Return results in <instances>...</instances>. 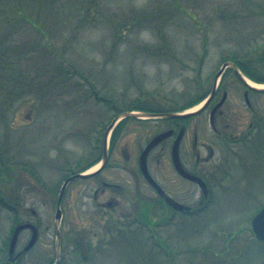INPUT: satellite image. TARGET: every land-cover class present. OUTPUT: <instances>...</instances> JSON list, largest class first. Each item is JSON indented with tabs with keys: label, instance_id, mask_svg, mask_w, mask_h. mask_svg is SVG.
I'll use <instances>...</instances> for the list:
<instances>
[{
	"label": "rangeland",
	"instance_id": "obj_1",
	"mask_svg": "<svg viewBox=\"0 0 264 264\" xmlns=\"http://www.w3.org/2000/svg\"><path fill=\"white\" fill-rule=\"evenodd\" d=\"M252 41L264 73V0H0V248L18 222L39 229L27 251L30 231H21L13 264L55 262L60 187L96 168L115 116L187 109L222 60ZM157 120H120L107 159L122 168L68 184L58 264H264V241L250 224L264 205V135L232 148L217 143L223 157L235 155L222 164L227 174L211 175L210 204L171 219L169 208L136 201L134 190L155 198L138 160L166 124ZM158 152L149 168L170 193L172 166L165 156L158 164ZM113 173L125 191H102L100 179ZM112 196L120 202L113 208Z\"/></svg>",
	"mask_w": 264,
	"mask_h": 264
},
{
	"label": "flooded vegetation",
	"instance_id": "obj_2",
	"mask_svg": "<svg viewBox=\"0 0 264 264\" xmlns=\"http://www.w3.org/2000/svg\"><path fill=\"white\" fill-rule=\"evenodd\" d=\"M263 44L264 41H262ZM258 45L257 42L252 41L248 49H243L242 55L230 56L222 60L213 75L210 88L201 94L200 99L189 105L192 106L207 98L202 109L196 114L187 117L156 118L159 119L156 123L164 121L166 124L156 130L153 137L164 131H170V135L155 144L146 157L148 173L156 182L155 184L148 180L138 160L141 175L155 193V198L151 199L143 195L140 189L135 187L134 190L138 192L136 201L156 203L161 207L169 208L172 212L171 219L179 214L195 217L194 214L210 204L212 186L209 180L211 175L220 174L222 171L227 174V172H224L222 164L226 163L230 156L235 155V152L230 149L223 157L217 143L222 147L232 148L233 144L247 143L253 135H264V103L262 102L264 91L257 90L251 87L250 84V82L264 83V73L258 70L259 64L263 62L258 61L260 50ZM261 53L264 54V52ZM219 71L220 74L216 77ZM216 79L217 84L215 86ZM171 111L180 110L173 109ZM195 117L199 118L194 121L193 118ZM112 131L111 140L108 142V157L114 146L115 129ZM209 132L215 135L214 141L209 138ZM175 145L179 168H177L173 159ZM157 147H159V152L155 157L156 162L160 164L161 158L165 156L164 159L170 160L172 166L171 174H173V177L170 193L167 191L165 184L160 182L149 168V156ZM229 154L230 156H228ZM127 158L128 155H125V159ZM116 165L118 164L109 162L107 159L102 169L122 168V166ZM113 175L117 174L113 173L107 179H100V183L104 185L102 191L106 188L118 190L119 192L125 191L126 188L119 180L120 178H114ZM195 187L200 190V196L197 198H193ZM97 193L98 191L95 192V196H97ZM119 203V199L112 196L107 205L113 208L114 205ZM165 211L159 213L157 223L161 224L166 221L167 211ZM26 230L31 232L28 228ZM21 254L18 257L10 255L7 261L1 264H13L21 257Z\"/></svg>",
	"mask_w": 264,
	"mask_h": 264
},
{
	"label": "water",
	"instance_id": "obj_3",
	"mask_svg": "<svg viewBox=\"0 0 264 264\" xmlns=\"http://www.w3.org/2000/svg\"><path fill=\"white\" fill-rule=\"evenodd\" d=\"M220 74V71L217 73L218 77ZM217 81V79H216ZM257 90H264V86L263 87H259V86H251ZM211 95V94H210ZM203 103V102H202ZM197 108L193 109V110H187L186 112H161V113H153V112H138V111H124L121 112L119 115L115 116L114 119L111 121V123L109 124V126L106 129L105 132V136H104V143H103V156L101 161L99 162V166L92 170V171H82V172H76L73 173L71 175H69L68 177H66V179L64 180L59 194H58V198H57V208L55 211V221H56V227H57V240H56V255L57 258L54 262V264H58L59 262V252H60V245H59V240H60V231H59V225H60V220L62 217V211H61V207H60V203L62 200V197L65 193L66 187L67 185L77 179V178H87V177H91L93 175H95L97 172H99L103 166L105 165V162L107 160V140H108V134L110 132V130L114 127V125L120 121L121 119L125 118V117H137V118H158V117H186V116H190L192 114L197 113L198 111H200L202 109L203 106H200L201 103L197 104ZM204 105V104H203ZM170 134V131H166L163 133H160L158 135H156L145 147V149L142 151L141 155H140V167L142 169V171L145 173L146 177L148 178V180L150 182H152L153 184H155L156 182L151 178L150 174L148 173V169H147V163H146V157L147 154L149 152V150L157 143L159 142L162 138L168 136ZM173 159H174V163L175 165L178 167V162H177V153H176V145L173 148ZM34 212V211H33ZM251 226H252V230L255 233V236L259 239V240H264V206L258 210V212L252 217L251 219ZM24 228H30L32 230V234L31 237L28 241V243L25 245L24 250L29 249L33 243L35 242V240L37 239V228L35 227L34 224L30 223V222H24V223H20L18 224L14 231L13 234L11 236L10 239V243H9V252L13 253L15 250V245H16V241H17V237L19 232L24 229Z\"/></svg>",
	"mask_w": 264,
	"mask_h": 264
},
{
	"label": "trees",
	"instance_id": "obj_4",
	"mask_svg": "<svg viewBox=\"0 0 264 264\" xmlns=\"http://www.w3.org/2000/svg\"><path fill=\"white\" fill-rule=\"evenodd\" d=\"M4 253H5V256L7 257V255H8V250H7V246H6V244L3 245L2 248H0V256H3ZM6 257H5V258H6Z\"/></svg>",
	"mask_w": 264,
	"mask_h": 264
},
{
	"label": "bare ground",
	"instance_id": "obj_5",
	"mask_svg": "<svg viewBox=\"0 0 264 264\" xmlns=\"http://www.w3.org/2000/svg\"><path fill=\"white\" fill-rule=\"evenodd\" d=\"M256 86L263 87V86H264V84H256ZM195 108H197V106L193 107L192 109H195ZM97 166H98V164H97V165H95L93 168H95V167H97Z\"/></svg>",
	"mask_w": 264,
	"mask_h": 264
}]
</instances>
